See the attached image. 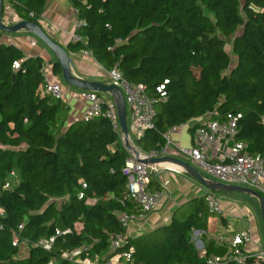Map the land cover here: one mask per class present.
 Listing matches in <instances>:
<instances>
[{
  "label": "trees",
  "instance_id": "trees-1",
  "mask_svg": "<svg viewBox=\"0 0 264 264\" xmlns=\"http://www.w3.org/2000/svg\"><path fill=\"white\" fill-rule=\"evenodd\" d=\"M6 2L27 21L40 22L47 7V0H5L4 9ZM70 2L82 24L76 30L81 39L70 41L69 51L90 52L105 70L117 65L155 100V126L137 140L143 151L160 149L173 126L231 112L242 116L235 140L247 142L253 154L264 152V0ZM4 34L0 174L17 171L19 183L0 188V264H79L80 258L105 264L124 252L130 264H207L208 256L228 253L230 242L210 229L212 217L223 224L227 218L209 208L205 194L177 208L169 223L127 236L112 252V236L126 231L117 211L127 210L129 152L106 116L68 122L64 101L44 91V57L27 56ZM52 72L63 75L56 60ZM0 182L5 185L1 176ZM196 231H202L206 257L195 244Z\"/></svg>",
  "mask_w": 264,
  "mask_h": 264
},
{
  "label": "built area",
  "instance_id": "built-area-1",
  "mask_svg": "<svg viewBox=\"0 0 264 264\" xmlns=\"http://www.w3.org/2000/svg\"><path fill=\"white\" fill-rule=\"evenodd\" d=\"M81 24L82 21L78 19L77 28ZM80 39V35L72 34L73 41ZM7 41L12 42L10 38H7ZM30 44L36 46L37 40L31 39ZM86 52L90 54V52ZM14 67L19 68L20 62L16 61ZM49 68L50 65L45 64L42 70L48 81L44 91L56 99H64L63 84L57 80L51 81L49 79ZM106 71L111 84L118 86L124 94L127 104V122L128 116L130 117L128 136L122 130L117 105L109 94L108 97H105L101 93L92 90H79V94L82 99L88 102V107L82 119L90 120L99 116L109 118L114 130L119 135L120 141L129 152V158L123 167L127 184L125 198L122 202L127 210L117 211L118 218L126 231L112 236L111 251L116 252V249L125 242L128 236L127 229L130 223L146 220L148 214L155 211L162 200L170 194L164 186L160 188L150 187L152 174L156 171V164H146L138 161L133 148L127 146L129 142L131 146L138 150L137 140L143 137L149 128L155 126V100L147 95L144 84L128 81L117 65ZM164 89V85L157 87V91L163 96L165 95ZM206 116L208 119L199 123L200 125L194 131L193 145L184 146L181 143H175L171 139V134L192 126V122L195 120L171 127L164 133L163 136L166 142L160 149L153 148L145 152L139 147L141 157L165 156L170 147H175L184 160L204 169L219 181L249 187L259 191L264 196V152L253 154L249 151L247 142L235 140L239 120L242 117L241 114L230 112L223 119H209V115ZM83 195L82 193L81 197ZM205 198L212 211L223 215L226 213L222 206V196L217 191L208 190L205 193ZM250 242H253L251 230L234 233L228 253L208 256L207 264H261L260 259H264V251L247 252L245 245ZM17 243L18 238L16 237L14 245H17ZM46 246L49 247V244L46 243ZM199 254L203 257L207 256L204 246L200 247ZM130 262L131 254L124 252L114 254L105 264H130ZM86 264H95V262L89 260Z\"/></svg>",
  "mask_w": 264,
  "mask_h": 264
},
{
  "label": "crops",
  "instance_id": "crops-1",
  "mask_svg": "<svg viewBox=\"0 0 264 264\" xmlns=\"http://www.w3.org/2000/svg\"><path fill=\"white\" fill-rule=\"evenodd\" d=\"M4 20L7 23H13L20 20L19 16L10 5L9 8L6 9ZM77 22V13L70 0H47V7L40 19V23L52 38H54L61 45L65 46L67 49L69 42L72 41V34L76 33ZM7 38H10L12 42L20 46L27 56H43L45 64L50 65L48 72L49 79L51 81H62V76H55L52 72V62L56 60L54 52L46 44L40 42V39L25 30L19 31L17 34L5 33L3 35V40L8 42ZM31 39L37 40L36 46H32L30 44ZM69 53L71 56L72 71L76 76L88 80L109 83L110 79L107 71L94 59L91 54L87 53L85 50L77 52L69 51ZM63 87L64 99L62 100L67 108L68 122L82 119L88 107V102L80 97L79 90H75L76 88H73L72 86L65 87L64 85ZM206 119H208V117L205 116L204 118L203 116L192 122V126L173 132L171 134V139L173 142L181 143L184 146L193 145L194 132L191 131V127L197 123H202ZM166 155L182 158L179 151L175 147H170ZM155 168L156 171L153 172L151 180V183L155 184L152 188H160L164 186L169 190L170 195L162 200L159 207L155 211L148 214L146 220L132 221L127 229L128 236H135L169 223L177 208L182 206L188 200L200 197L208 191L206 186L193 178L186 172V170L177 164L172 162H163L156 164ZM158 185L160 187H158ZM256 201L258 203V207L255 208L246 206L247 210L244 212V209H242V207L240 209L239 205L234 204L231 201L223 203L222 200V206L226 212L224 215L227 220L226 223L223 224L217 220V217H212L210 219V229L216 230V232H211L212 236L215 237V235L223 234L225 235L224 237H232V235L236 232L251 230L253 234V242L247 243L245 245V250L247 252H258L259 250L264 251V222L259 202L257 199ZM240 221H246L248 226L238 231L237 227L239 226ZM219 228H223L224 232L218 233L217 229ZM201 232L202 231H196L198 238L200 237ZM230 233H232V235H230ZM197 246H204V243L200 238ZM22 252L24 255H27L28 246L23 249ZM89 260L91 261L90 258H80L76 262L79 264H86ZM80 261L82 262L80 263ZM94 262L97 264V259H94Z\"/></svg>",
  "mask_w": 264,
  "mask_h": 264
},
{
  "label": "water",
  "instance_id": "water-1",
  "mask_svg": "<svg viewBox=\"0 0 264 264\" xmlns=\"http://www.w3.org/2000/svg\"><path fill=\"white\" fill-rule=\"evenodd\" d=\"M4 2L5 0H0V31L8 34H14L19 31L25 30L32 35L36 36L40 39L44 44H46L55 54L56 61L61 65L63 69L62 79L69 86L75 87L79 90H92L97 92H105L108 93L117 105V111L120 119V123L122 126V130L126 136H128V122H127V104L124 98V94L122 90L111 83H105L102 81L96 80H88L76 76L72 71L71 65V56L67 48L57 42L54 38H52L47 31L44 29L42 24L38 21H27V20H18L13 23H7L4 20ZM127 146L133 148L136 153L137 159L140 162L146 164H159L163 162H172L174 164L182 167L188 174H190L193 178L201 182L204 186L208 188V190L212 191H237L242 193H247L253 197H255L260 205L262 219L264 222V196L257 190L236 185V184H227L218 180H212L205 177L195 165L191 162L184 160L175 156H159V157H149L142 158L140 155V151L136 150L131 144L128 142Z\"/></svg>",
  "mask_w": 264,
  "mask_h": 264
},
{
  "label": "rangeland",
  "instance_id": "rangeland-1",
  "mask_svg": "<svg viewBox=\"0 0 264 264\" xmlns=\"http://www.w3.org/2000/svg\"><path fill=\"white\" fill-rule=\"evenodd\" d=\"M9 8V4L6 2V6H5V11H4V14L6 15V9ZM14 34H17V33H14ZM40 42H42L40 40ZM43 43V42H42ZM41 43V44H42ZM227 50L229 52L232 51V38H227V46H226ZM232 57H233V63H235L236 61V57L235 55L232 53ZM61 83L66 87V86H69L66 82H64V80L61 78ZM109 83H111V81H109ZM75 88V87H73ZM75 90H79V89H75ZM102 95H104L105 97H108V93H105V92H100ZM128 122H130V117L128 116ZM138 150H140V148L138 147ZM205 177L209 178V179H212V180H218L216 179L214 176H212L211 174H209L207 171H205L204 169L200 168V167H196ZM1 177L4 178L5 180V185H2L1 182H0V188L5 186V187H10V188H14L16 187V185L19 183V174L17 171L15 172H10V173H7L5 175H1ZM219 181V180H218ZM221 196H222V200H223V203H226V202H233L234 204H237L239 205L240 209L242 207V209H244V212L247 210L246 206H250V207H258V203L256 201V199L247 194V193H242V192H237V191H226V190H222V191H217ZM242 211V210H241ZM222 226V225H221ZM248 226V224L246 223V221H240V224L239 226L237 227L238 231L239 230H242L244 228H246ZM229 230V229H228ZM218 233H222L224 232V229L223 228H219L217 229ZM212 232H216V230H212ZM198 235L196 234V232L194 233V239H195V244L197 246V241L199 240V238L197 237ZM225 235H215V237L218 239V240H222V239H228L229 242L231 241L232 237H224ZM263 236H264V231H263ZM264 239V237H263ZM27 247V244H23L22 245V250L25 249ZM198 250L200 249V247H198ZM91 261H94L93 259H91Z\"/></svg>",
  "mask_w": 264,
  "mask_h": 264
}]
</instances>
